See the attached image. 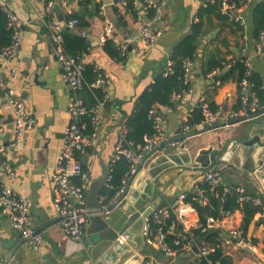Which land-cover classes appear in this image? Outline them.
Segmentation results:
<instances>
[{
    "label": "crops",
    "instance_id": "obj_1",
    "mask_svg": "<svg viewBox=\"0 0 264 264\" xmlns=\"http://www.w3.org/2000/svg\"><path fill=\"white\" fill-rule=\"evenodd\" d=\"M2 1L23 22L17 54L8 62H0L2 144L7 147L13 131L11 112L5 105L6 89L14 90L15 96L34 117L35 124L25 132L21 150L7 152L5 158L14 170V177H5L0 169V184L8 185L28 199L33 222L43 239L37 246H23L8 218L0 213V261L4 264H96L86 252L83 241L74 242L66 235L53 206L52 174L63 143L64 129L71 119L68 113L70 91L62 80V70L55 58L48 28L50 17L62 15L65 19V16L77 14L89 22L86 29L79 31L90 43L88 53L81 58L82 63L95 64L109 77L108 99L100 109L101 122L96 137L82 157V170L85 168L86 175L82 186L87 194L90 184L102 176L104 168H110L119 130L134 112L139 96L158 74L164 72L175 45L189 32L205 0H156L164 5L161 20L147 24L151 30L161 32L153 46L142 42L139 26L130 18L123 26L117 23L114 0H91L87 9L81 5L84 9L82 16L78 14L79 0H69L66 7H59L57 12L52 9L51 14L46 13L41 0ZM257 1L251 0L239 7L242 21L238 23L243 26V35L236 31L234 14L221 22L215 17L205 22V33L197 44L196 58L194 62H188L192 70L187 82L190 93L185 103L175 100L170 111L162 110L158 116L170 140L185 139L189 134L194 136L187 138L182 148L166 146L145 162L141 171L146 175L147 185L153 187V200H159L157 207L171 206L181 194L196 191L201 172L206 170H220L225 182L242 186L252 197L260 193L257 176L244 170L252 165V148H240L256 119L227 128L192 129L187 134L182 130L201 99L212 101L221 109H233L238 100L237 72L221 83L216 80L219 70L214 78L203 77L204 66L224 64L231 58L246 56L251 63L252 75L260 80L264 97V53L256 54V41L252 38V5ZM108 21L114 24L116 39L128 45L122 60L108 56L98 41ZM196 65L200 69L199 77L194 75ZM12 71L16 73L15 79L11 78ZM82 95H78L81 100ZM258 105L264 109V102ZM231 150L233 166L224 161ZM89 218L87 215L83 234L92 228ZM196 219V214L190 217L192 222ZM233 220L239 229L240 211H234ZM219 232L223 252L231 258L232 264H264V219L261 214L255 216L248 226L245 246L227 244L229 235L226 231ZM136 242V250L129 246L127 251H118L113 263L197 264L199 261L195 254L169 259L159 247L144 244L140 239Z\"/></svg>",
    "mask_w": 264,
    "mask_h": 264
},
{
    "label": "built area",
    "instance_id": "obj_2",
    "mask_svg": "<svg viewBox=\"0 0 264 264\" xmlns=\"http://www.w3.org/2000/svg\"><path fill=\"white\" fill-rule=\"evenodd\" d=\"M68 1L69 0H50L45 5V11L51 14L55 3H57L59 7H66ZM250 1L251 0H248L247 3ZM129 4L135 12L134 22L139 26L138 34L140 39L147 46H153L161 36V32L158 30H151L148 28L147 24L148 22H158L161 20L164 3L156 0H117L116 6H119L117 16L123 19L130 18L132 15L127 9ZM0 7L7 16V28L11 31L10 44L0 52V61L8 62L14 58L20 47L23 22L2 0H0ZM150 9L153 12L152 16L148 19ZM221 11L222 13L230 11L234 14L237 22L242 21L239 15L240 8L233 6L229 8L227 0H222ZM196 20L197 19H195V21ZM77 26L78 20L74 17L60 21L58 17H52L51 15L48 23L51 40L54 45L55 58L62 70V80L70 91L68 113L71 119L64 129L63 143L52 174L53 206L59 217L58 223L66 235L74 242L81 243L87 218L86 192L83 186L76 185L74 180L80 178L84 181L86 175L82 170V159L78 156L83 157L85 155L86 150L92 144V140L96 137L101 122L100 109L108 99L107 86L109 77L100 67L93 64L97 77L93 82L87 83L83 75L84 64L82 60L80 58L71 57L64 52L61 46V31L64 28L74 30ZM108 40L116 44L123 56L126 55L128 45L116 39L114 36V24L109 21L106 22L98 41L104 44ZM255 52L257 55L264 53V30L260 32L258 40L255 42ZM235 60L236 58H231L223 65V69L226 71L230 70ZM239 60L245 67L243 76L238 82L240 109L218 108L217 110H211L205 100L201 99L199 101V107L201 109L202 120L193 127H189L187 124L183 126L182 130L184 133L187 134L188 132L190 133L192 129L204 127H215V129L227 128L234 124L255 118L258 112L262 110L258 105V97L252 90V85L249 80L252 75L251 63L246 56H242ZM184 67L186 84L192 73L191 64L186 62ZM169 72H171L170 61L166 64L164 74ZM216 74H218V71L210 73L206 77L207 79H211ZM11 78H16V73L14 71L11 72ZM217 85H219V82H217ZM84 88H100L104 92L103 99L99 100L96 106H86L78 96V92ZM189 93V88L184 89L176 94L175 100L180 103H185ZM4 98L6 108L11 112L13 131L7 147H5L2 144L4 130L3 127L0 126V169L3 171L2 173L5 177L13 178L14 170L6 161L5 157L7 156V152L17 153L21 150L24 134L26 131L33 128L35 120L32 114L25 109L22 102L15 96L12 88L6 89ZM162 110L167 112L170 111L171 108L153 106L149 110L148 114L149 118L153 121L154 133L144 136V144L142 146L135 147L132 142L126 140L127 130L125 127L119 130L112 162L124 158L128 163V170L121 180L118 191L109 202L105 203L104 201L106 198L101 195L99 196L100 207L104 210V213L100 216L104 220L107 221L109 219L110 211H107V208L111 203L124 195L116 205V207H118L125 200V194L129 188L128 180L130 177H135L137 175L139 166L143 168L148 158L155 156L166 146L182 148L184 141L194 136V134H189L185 139L170 140L161 127L158 119ZM84 119H87V122ZM86 130H89V134H86ZM109 173L107 183L110 180ZM254 174L258 178L260 188L259 195L256 197L250 196L245 192L242 186H236L234 191L238 195L237 201L240 204L252 201L254 205L261 206V217L264 219V207L262 206V201L264 199V157L255 168ZM200 176L201 182L208 183L211 188L223 184L224 179L220 170H206L201 172ZM223 191L224 193L230 192L228 187H224ZM201 192L202 191L198 190V193L201 194ZM185 198L186 195L181 194L171 206L164 208L157 207L152 211L149 217L144 218L141 236L146 243L159 247L162 253L169 259L188 255L192 252V248L197 246L198 252L195 255L198 259H207L210 255L214 254L219 247L222 249V244L212 245L205 242L197 243L191 230L199 229L202 233L211 230L226 231L230 237V239L226 241L227 244L235 247L245 246L242 231L236 228L234 224V211L222 210L220 218L207 216L203 224L198 223V218L192 222L190 217L196 214V212L188 203H185ZM204 202H206L205 199ZM169 211L175 215V220L167 227L175 236L173 240L174 246H170L167 243L166 236L163 232L164 227L162 226L163 222L169 218ZM0 213L8 218L10 227L17 232L23 246H37L42 242V233L35 227L28 199L15 192L6 184H0ZM151 220L159 224L155 231L151 229ZM116 240L120 244H126L128 241V234L125 231L121 232L118 234ZM0 264L4 263L0 261ZM142 264L147 263L143 262Z\"/></svg>",
    "mask_w": 264,
    "mask_h": 264
},
{
    "label": "trees",
    "instance_id": "obj_3",
    "mask_svg": "<svg viewBox=\"0 0 264 264\" xmlns=\"http://www.w3.org/2000/svg\"><path fill=\"white\" fill-rule=\"evenodd\" d=\"M41 1L44 3V5H46L50 0ZM247 1L248 0H227V4L229 8H231V6L239 8L243 5H246ZM79 3L87 9L91 3V0H79ZM221 3L222 0H205L203 5L196 13L197 20H193L189 32L175 45L173 49V52L169 58L171 62V72L167 74H164V72L158 74L149 88L139 96L134 112L128 118H126L124 122V127L127 130L126 140L132 142L135 147L142 146L144 144V136L154 133L153 121L151 118H149L148 114L149 110L153 106L173 108V102L175 101L176 94L184 89L189 88L190 84H185L184 64L186 62H194L196 58L197 44L199 39L205 33V22L212 17H215L221 22L228 20L230 15H233L230 11H227V13H222ZM118 8L119 6H116L115 8L116 16ZM95 9L97 11L99 9L98 6H96ZM127 9L132 15L130 19L134 21L135 12L132 10L130 4L128 5ZM152 12L153 11L150 9L148 19L152 16ZM70 17H74L78 20V26L74 30L64 28L61 31V46L67 55L81 59L85 54L88 53V50L90 49V43L89 40L79 31L86 29L89 26V22L83 16L79 17L77 14L65 16V20ZM117 23L123 26L126 23V19L117 16ZM234 26L236 27V31L243 35V26L238 22H235ZM263 30L264 0H258L254 5H252V38L257 41L260 32ZM10 36L11 31L7 28V16L0 7V52L10 44ZM103 50L108 54V56L116 58L117 60H122L124 57L116 44H114L111 40H108L103 44ZM241 57L242 56L235 57L236 60L233 67L227 71L223 69V65L225 63H214L215 65H210L208 67L204 66L202 70V76L206 77L207 74L219 70V75L216 80H219L222 83L231 76V73L237 72L239 82L245 70L244 64L239 60ZM83 75L87 83L93 82L97 77V74L94 71V66L92 64H85ZM249 80L252 85V90L258 97V103L262 105L264 102V97L260 87L261 83L259 78L257 76L251 75ZM80 93L83 94V103L88 107L96 106L98 101L102 100L104 97V92L100 88H84L78 92V95ZM205 102L209 105L211 110L218 109V107L212 101L206 99ZM240 107V102L237 100L233 109L238 110ZM84 120L87 122V119ZM201 120L202 114L198 104L192 111L191 117L187 120V125L189 127H193L195 124L200 123ZM87 133L89 134V130H86V134ZM78 157L82 159V157ZM83 170H85V168H83ZM127 170L128 163L124 158H120L114 162H111L109 173L110 180L100 192V195L106 198L104 201L105 203L109 202L118 191L121 185V180ZM74 182L79 186H82L83 184L80 178H76ZM236 186V184H230L229 182H225V180H223L222 185L216 186L215 188H211V186L206 182H199L197 185L198 189L196 191L194 190L185 194V203H188L194 209L198 218V223L200 224L205 222V218L207 216L220 218L222 210L240 211L242 214V221L239 229L242 231L243 238L245 239L248 226L253 221L255 216H260L262 213V208L259 205H254L252 201H247L240 204L237 201L238 195L234 191ZM224 187H228L230 192L224 193ZM198 190L202 191L201 194L198 193ZM200 199L201 202H199ZM204 199L206 202H204ZM262 206H264V203ZM173 220H175V215L169 211V218H167L162 225L164 227L163 232L166 236V241L170 246H174L173 240L175 236L168 230L167 227ZM150 226L151 229L155 231L159 224L151 220ZM191 232L193 233L194 239L197 243L205 242L212 245H219L221 243L222 234L218 230H211L202 233L199 229H192ZM217 263L232 264L231 258L224 255L223 250L220 247L207 259H200L197 262V264Z\"/></svg>",
    "mask_w": 264,
    "mask_h": 264
},
{
    "label": "water",
    "instance_id": "obj_4",
    "mask_svg": "<svg viewBox=\"0 0 264 264\" xmlns=\"http://www.w3.org/2000/svg\"><path fill=\"white\" fill-rule=\"evenodd\" d=\"M107 1L110 2L111 0ZM113 2L116 4L117 0ZM78 6V14L82 16L84 9L80 3H78ZM53 10L55 12L59 10V5L57 3L54 4ZM58 19L63 21L64 17L59 15ZM212 35L214 34L212 33ZM199 74L200 69L199 66L196 65L194 75L199 77ZM253 119H256V123L253 124L248 132L246 140L241 142L240 147L241 150L245 147L252 148L250 154L252 165L251 167H244V170L250 175L254 173L255 168L264 157V109L259 111L257 116ZM226 155L228 158L224 161L228 162L230 164L229 166H233L232 162L234 163V161L230 162L233 151L231 150L230 153ZM141 167L142 166H139L138 173L135 177L129 178V188L122 204L116 207L124 195L108 206L107 211H110V215L107 221L100 216L104 213V210L100 207L99 196L101 190L107 184L109 168L105 167L102 176L93 181L88 188L86 194V213L90 217L88 222L91 223L92 228L83 235L82 241L85 244L86 252L96 264H114V255L117 254L118 251H127L129 246L136 250V240L138 239H140L142 243L145 242L141 236L144 218L152 214V211L157 208L159 200H153V187L151 184L147 185L148 180L144 172L141 171ZM199 202H201V199ZM124 231L128 234V241L126 244H120L116 239L118 234ZM197 252L198 248L194 246L190 254L183 256L186 258L193 254H197Z\"/></svg>",
    "mask_w": 264,
    "mask_h": 264
}]
</instances>
